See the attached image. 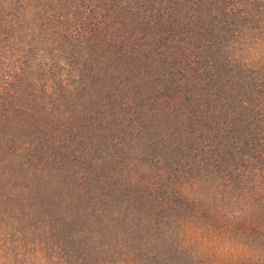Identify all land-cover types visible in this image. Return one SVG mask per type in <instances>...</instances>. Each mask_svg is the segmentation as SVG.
Segmentation results:
<instances>
[{
    "label": "trees",
    "instance_id": "1",
    "mask_svg": "<svg viewBox=\"0 0 264 264\" xmlns=\"http://www.w3.org/2000/svg\"><path fill=\"white\" fill-rule=\"evenodd\" d=\"M2 25L0 170L73 189H0V261L174 264L209 232L243 240L209 264H264V0H0Z\"/></svg>",
    "mask_w": 264,
    "mask_h": 264
},
{
    "label": "rangeland",
    "instance_id": "2",
    "mask_svg": "<svg viewBox=\"0 0 264 264\" xmlns=\"http://www.w3.org/2000/svg\"><path fill=\"white\" fill-rule=\"evenodd\" d=\"M6 26L2 25L1 28L3 30L0 29V95L9 93V89H11V83L13 82L12 73L15 67L19 66L20 62L18 61L20 57L23 56V53L21 54L22 50H19L22 49L21 44L19 46L13 44L12 37ZM17 50L19 51L17 52ZM262 51H264V46L260 45L257 52L261 53ZM9 169L10 168H6L5 170H3V172L0 170V189H73L72 186L60 185L58 179H55L53 176H50L48 174H46V176H44L43 178L29 175L30 177L26 179L25 177L27 176V173L23 172L22 170L18 171L19 178H17L16 182L13 183L9 179L11 175V170ZM11 209L12 207L8 203L0 205V233L3 234L0 236V238H4L6 240V244L7 241L10 240V233H12V228L14 227L10 215L12 214ZM31 221H33V219ZM153 239L150 240L148 244H151V247L154 246L153 249H155L156 247L163 248L165 246L164 253L168 255L167 249L169 248V246L167 248L166 241L169 242V245L171 244V241L167 239L163 240V238L158 239V241H153ZM239 241L241 242L243 240H240L239 238L237 239L236 236L229 238L228 235L220 236L209 232L205 233L201 237V240L192 242H188L187 240L182 241V239L177 236L174 241H172V246L176 248L178 246H181L182 244L183 248H185L186 250L183 255L181 253L178 254V263L174 262V264H192L194 259L190 258V253L195 252L191 251V247H194L201 254L198 258L195 259L193 264H199L197 261H201L202 259L206 260L208 262L207 264H209L210 261H213L214 263L219 260H225L227 256L237 254V251L242 249L241 246L243 244H240ZM1 252L3 251L0 250V255L3 256ZM154 252L157 253V251ZM164 253H159L161 260L167 259L166 255H163ZM169 255L174 256L172 252H170ZM6 258L9 259L7 263H3L2 261H0V264H16L15 260H21L19 264H36L39 261V258L37 257L27 260L22 258L14 259L13 257ZM168 259L171 264L172 259L170 257H168ZM162 264H166V262H163ZM200 264L202 263L200 262Z\"/></svg>",
    "mask_w": 264,
    "mask_h": 264
}]
</instances>
